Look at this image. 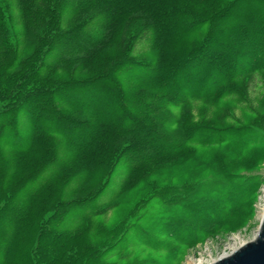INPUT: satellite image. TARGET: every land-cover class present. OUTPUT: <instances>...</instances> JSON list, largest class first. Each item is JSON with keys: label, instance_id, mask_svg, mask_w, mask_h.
Here are the masks:
<instances>
[{"label": "trees", "instance_id": "1", "mask_svg": "<svg viewBox=\"0 0 264 264\" xmlns=\"http://www.w3.org/2000/svg\"><path fill=\"white\" fill-rule=\"evenodd\" d=\"M188 1L33 0L32 6L31 0H19L20 32L24 39L31 40V51L18 61L17 45L11 46L5 36L0 43V54L7 58L0 65V147L14 146L9 162L0 159V223L12 226L7 228L4 246L8 257L9 247L25 225L33 202L43 207L40 211L46 210L37 224L35 244L28 252L31 264H59L71 246H80L84 233L59 229L55 224L74 206L99 196L121 158H125L127 170L119 188L111 199L85 214L113 205L125 191L128 179L143 170L146 163L158 162L186 148L196 131L188 129L185 135L183 126L168 128L153 115L166 104L185 103V92L194 98L208 96L211 87L205 88V83L200 88L208 76L204 73L198 78L203 67L209 66V73L218 72L220 78L224 68L231 70L234 79L264 69V60L252 62L264 47V40L254 38V28L252 31L245 26L227 38L221 36L222 22L234 18L235 6L249 0H227L208 14L186 6ZM194 1L201 4L215 0ZM4 3L0 0V11ZM63 15L68 16L65 26ZM182 16L186 20L178 18L168 25L170 19ZM134 20L140 22L132 23ZM203 23L215 33H205L181 55L168 53L169 45L158 38L168 27L174 30L170 36L173 38L176 34L186 36ZM0 24L6 37L13 38L5 10ZM147 30L153 33L150 45L162 49L166 56L155 61L130 56L134 41ZM260 31L264 35V23ZM134 69L143 73L128 87L117 72ZM53 70L68 76L52 77L49 72ZM181 75L183 81L179 80ZM130 102L135 111L129 107ZM20 113L27 117V132L17 126ZM55 136L66 142L71 155L55 176L61 181L58 195L47 204L37 194L55 177L26 194L22 190L54 160ZM72 180L75 186L65 200L63 192ZM18 200L22 202L17 204ZM199 204L191 205L192 220L180 222L173 230L172 236L180 243L194 230H201L199 238L210 233L215 226L211 217L220 221L230 206L217 208L218 204H210L203 208ZM93 264H104V257L100 255Z\"/></svg>", "mask_w": 264, "mask_h": 264}, {"label": "rangeland", "instance_id": "2", "mask_svg": "<svg viewBox=\"0 0 264 264\" xmlns=\"http://www.w3.org/2000/svg\"><path fill=\"white\" fill-rule=\"evenodd\" d=\"M31 1L34 6L33 0ZM226 1L215 0L199 4L191 0L185 2V5L208 14L223 6ZM3 2L5 6L0 11V21L4 10L7 11L8 28L14 36L6 37L0 24V43L2 45L5 36L11 46L16 44L19 61L30 53L32 42L28 38L24 39L20 32L19 0ZM263 3L264 0H249L237 4L234 18L222 22L221 36L227 38L247 26L252 31L254 28V38L263 41L264 35L260 31L261 24L264 23ZM67 18L66 15L62 16V25H66ZM178 18L186 20L184 16L177 17L170 19L168 25ZM137 22L140 20L132 23ZM208 25L199 24L186 36L176 34L173 38L170 36L174 30L168 27V31L160 32L158 38L167 42L168 53L181 55L205 33H215ZM152 34L147 30L134 41L131 57L155 61L161 55L166 56L162 49L150 45ZM6 60L0 54V65ZM262 60L264 47L252 62L257 64ZM209 68L206 65L198 75L199 79L204 73V77L208 76L200 86L201 88L206 83L205 88L211 87L208 96L194 98L186 92L182 96L181 92L178 96L184 97L185 103L166 104L164 108L159 107V114L153 115L168 128L183 126L185 135L188 129L191 132L192 129L195 130L192 141L187 142L186 148L179 154L172 153L166 159L146 163L142 171L128 179L125 191L113 205L103 211L85 214L111 199L119 188L127 170V162L124 157L121 158L113 168L102 193L84 204L74 206L55 224L59 229L82 231L84 236L79 240L85 242L84 245L80 243L79 247L71 246V254L68 250V255L59 264H93L94 259L100 255L104 257V264H205L254 237L264 201V69L234 79L231 78V70L224 68L220 78L218 72L209 73ZM49 73L52 77L58 75L62 79L68 76L65 72L55 70ZM139 73L142 74L143 70H120L117 76L130 87V83L138 80ZM179 80L183 81L184 76L181 75ZM134 100L135 97L132 101ZM132 104L130 102L129 107L135 111ZM16 122L17 126L27 132L28 121L24 113L19 114ZM53 138L56 155L54 160L22 190V194L33 191L46 179L55 177L61 165L70 157L66 142L56 136ZM13 148L11 144L0 147V159L6 158L3 159L4 163L9 162ZM58 179L59 176L53 178L47 187H43L44 190L37 194L39 200H46L47 204L55 201L61 183ZM75 182L72 180L65 188L63 199L71 197ZM229 198L231 201L227 202ZM20 202L22 201L18 200L17 204ZM195 203H200L203 208L210 204H218L217 208L230 206L228 214L220 221L211 217L215 226L210 233L199 238L201 230L197 229L186 235V241L180 243L172 236L175 234L173 230L180 222L192 220L191 205ZM36 204L33 202L31 205L25 225L15 237L12 247H9V257L4 246L8 241L7 228L10 230L12 226L0 223V264H31L28 252L35 244L37 224L45 216L46 210L40 211L43 207ZM83 214L85 215L80 222L79 218Z\"/></svg>", "mask_w": 264, "mask_h": 264}, {"label": "water", "instance_id": "3", "mask_svg": "<svg viewBox=\"0 0 264 264\" xmlns=\"http://www.w3.org/2000/svg\"><path fill=\"white\" fill-rule=\"evenodd\" d=\"M207 264H264V207L254 237Z\"/></svg>", "mask_w": 264, "mask_h": 264}, {"label": "built area", "instance_id": "4", "mask_svg": "<svg viewBox=\"0 0 264 264\" xmlns=\"http://www.w3.org/2000/svg\"><path fill=\"white\" fill-rule=\"evenodd\" d=\"M263 207H264V201H263ZM231 250H232V249H231ZM231 250H229V252H230ZM222 255H224V253H223ZM222 255H220V256H222ZM211 261H212V260H211ZM207 263H209V262H207ZM207 263H205V264H207Z\"/></svg>", "mask_w": 264, "mask_h": 264}, {"label": "bare ground", "instance_id": "5", "mask_svg": "<svg viewBox=\"0 0 264 264\" xmlns=\"http://www.w3.org/2000/svg\"><path fill=\"white\" fill-rule=\"evenodd\" d=\"M235 248V247H234ZM234 248H232V249H234ZM224 254H227V253H224Z\"/></svg>", "mask_w": 264, "mask_h": 264}]
</instances>
